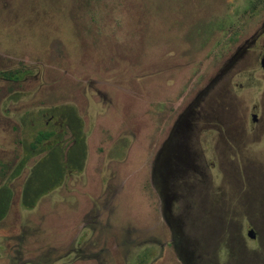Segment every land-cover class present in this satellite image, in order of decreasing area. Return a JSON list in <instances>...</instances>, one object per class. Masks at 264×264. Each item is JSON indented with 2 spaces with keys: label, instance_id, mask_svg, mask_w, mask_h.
I'll list each match as a JSON object with an SVG mask.
<instances>
[{
  "label": "rangeland",
  "instance_id": "374dc122",
  "mask_svg": "<svg viewBox=\"0 0 264 264\" xmlns=\"http://www.w3.org/2000/svg\"><path fill=\"white\" fill-rule=\"evenodd\" d=\"M263 54L264 0H0V264H264Z\"/></svg>",
  "mask_w": 264,
  "mask_h": 264
},
{
  "label": "flooded vegetation",
  "instance_id": "af4514ba",
  "mask_svg": "<svg viewBox=\"0 0 264 264\" xmlns=\"http://www.w3.org/2000/svg\"><path fill=\"white\" fill-rule=\"evenodd\" d=\"M259 64H260V67H261L262 72H264V54L261 55L260 60H259ZM18 74H21V71H20V70H14V71L9 72V73H2V74L0 75V79H1V80H5V81H7V82H13V81L18 82V81L20 80L19 77H18ZM12 103L15 104V102L7 101V100H6V103L0 101V104H12ZM31 112H32V111H30V113L27 112L26 118H23V121H24V122L28 120L27 116L30 115ZM28 113H29V114H28ZM3 114H4V113H3ZM4 115H5V114H4ZM250 116H251L252 121H255V120L257 119V115H256L255 112L252 113ZM63 117H64V113H63ZM65 117H66V116H65ZM75 119H76V118H75ZM76 121H77V120H76ZM41 133H48V132H40L39 135H40ZM39 135H38V136H39ZM38 136H37V137H38ZM37 137H36V138H37ZM36 138H35V139H36ZM44 140H48V138H47V139H43V141H44ZM41 142H42V141H41ZM41 142H40V143H41ZM40 143H37V144H40ZM251 231L253 232V230H251ZM253 235L255 236L254 232H253Z\"/></svg>",
  "mask_w": 264,
  "mask_h": 264
},
{
  "label": "trees",
  "instance_id": "16d2710c",
  "mask_svg": "<svg viewBox=\"0 0 264 264\" xmlns=\"http://www.w3.org/2000/svg\"><path fill=\"white\" fill-rule=\"evenodd\" d=\"M53 135L52 132H48V133H41L36 139H35V143H40L41 141H43V139H49L51 136ZM32 147H35V144L32 145Z\"/></svg>",
  "mask_w": 264,
  "mask_h": 264
},
{
  "label": "water",
  "instance_id": "95a60500",
  "mask_svg": "<svg viewBox=\"0 0 264 264\" xmlns=\"http://www.w3.org/2000/svg\"><path fill=\"white\" fill-rule=\"evenodd\" d=\"M249 237H250L251 239L254 238V236H253V232H252V231H249Z\"/></svg>",
  "mask_w": 264,
  "mask_h": 264
}]
</instances>
